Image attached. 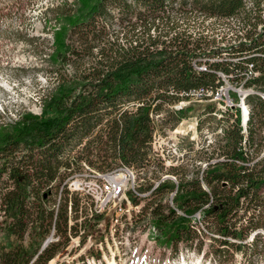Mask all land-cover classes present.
Here are the masks:
<instances>
[{
    "label": "trees",
    "instance_id": "trees-1",
    "mask_svg": "<svg viewBox=\"0 0 264 264\" xmlns=\"http://www.w3.org/2000/svg\"><path fill=\"white\" fill-rule=\"evenodd\" d=\"M77 1L57 7L48 56L55 86L42 113L0 127V234L8 237L0 238V264H49L72 237L103 240L95 233L106 213L78 223L82 194L64 184L82 162L101 171L153 162L149 185L127 194L134 205L146 195L143 211L164 241L198 251L192 220L200 211L215 232L210 261L222 264L235 251L251 261L264 231V0ZM218 25L230 31L221 43ZM251 66L260 73L248 83L258 92L247 96L246 133L234 121L206 153V168L188 178L171 167L178 182L161 180L165 168L151 158L152 104L214 85L220 72L239 82ZM136 101L144 105L121 112ZM169 192L174 207L163 203ZM52 234L57 240L42 248Z\"/></svg>",
    "mask_w": 264,
    "mask_h": 264
},
{
    "label": "rangeland",
    "instance_id": "rangeland-1",
    "mask_svg": "<svg viewBox=\"0 0 264 264\" xmlns=\"http://www.w3.org/2000/svg\"><path fill=\"white\" fill-rule=\"evenodd\" d=\"M64 5L77 8L78 1L0 0V127L10 128L23 114L42 113L44 99L55 86L51 72L54 68L48 56L52 52L53 32L60 25L55 16L57 7ZM217 27L216 31L220 34L217 39L220 41V37L230 31L222 25ZM213 106V102L209 100L196 101L180 114V117L185 119L193 116L202 117L197 136L192 139L191 133L184 135L179 143L184 155L174 159V162L179 161V166L175 167L177 171L183 172L188 178H192L207 167L204 166L208 161L206 153H210L219 145L216 142H209V135L216 130V119L205 114L206 111L213 109ZM168 116L172 122L178 118L170 111ZM185 125L186 123L180 128L186 131L188 128ZM160 165L163 164L160 162ZM152 170L150 166L145 169H131L133 176H130L127 188L132 190L131 187L138 189L139 185L143 187L149 185L153 177ZM123 172L119 168L116 169L109 176L110 180L117 183L115 177L122 175ZM69 176L70 174L65 180ZM167 179L175 182L170 177ZM173 195L171 192L166 193L162 199L163 203H170ZM139 196V205L120 200L121 209L118 206H111L106 210L104 219L99 223L95 233L96 237L102 235L103 240L96 241L88 237L81 243L79 236L72 237L69 244L63 247L49 264H214L210 261V245L215 232L208 228L200 211L192 220L194 228L200 235L201 242L197 246L199 250L189 249L183 242L172 249L164 241L165 236L161 235L160 231L153 230L155 224L150 210L143 211L146 195ZM81 198L83 211L79 212L78 223L91 216L93 208L91 197L81 195ZM176 210L179 214H184L182 210ZM69 213L74 214L71 213L70 206ZM74 222L70 219L69 223L71 225ZM79 230L82 231L81 228ZM0 238L3 241L8 239L4 234H0ZM49 238L50 241L57 240L54 234ZM248 241H252V238ZM254 252L250 261V257L235 251L232 256L224 258L222 264H264V231Z\"/></svg>",
    "mask_w": 264,
    "mask_h": 264
},
{
    "label": "built area",
    "instance_id": "built-area-1",
    "mask_svg": "<svg viewBox=\"0 0 264 264\" xmlns=\"http://www.w3.org/2000/svg\"><path fill=\"white\" fill-rule=\"evenodd\" d=\"M249 6L252 2H248ZM264 16V11L262 12ZM262 25L259 26V30ZM259 71L254 70L253 66L249 68L247 75L243 80L237 82L233 81L227 74L220 72V79L215 82L214 85H208L189 91L179 92L180 99L175 102H163L161 106L157 107L155 104L149 109V115L152 121V138L150 141L151 158L157 159L164 166L165 171L161 174V179L172 178L177 183L178 178L176 175L167 174V169L171 167H178L179 161L175 158H179L184 155L179 143L184 135L191 133V138L194 139L197 136L198 126L202 122V117L193 116L188 119L180 117L181 112L188 107L191 103L196 101L209 100L213 102V109L206 111L205 115L213 116L216 119V130L209 135V142L215 143L226 138L227 131L234 121H238L242 127V132L246 133L247 121L250 113V106L247 103V96L257 93L256 85L249 86V82L259 75ZM239 86V87H238ZM238 87V88H237ZM237 94H235V93ZM171 94H174L170 91ZM176 93V92H175ZM177 94V93H176ZM231 94L234 96L232 97ZM143 101L132 102L129 105L121 109L136 111L138 107L143 106ZM168 111L177 120L172 122L168 116ZM188 129L185 131L184 126ZM212 135H215L212 137ZM182 141V140H181ZM216 160H212L210 163H214ZM208 162L204 163L207 166ZM150 167L153 169L154 164L151 162ZM133 167H120L119 170L124 171L123 175H128V180L124 183L117 184L115 180H110L109 176L114 173L112 171H101L82 162V167L79 171H74L65 180L64 184H67L68 188L72 192H79L82 195L91 197L93 201V208L91 212L98 213L106 211L111 206L121 209V201L126 200L128 204H132L127 196V184L131 180L130 176H133ZM118 170V168H117ZM65 171V168H62ZM71 171V168L68 169ZM159 181L156 182L157 186ZM134 193L138 194L135 187H131ZM174 193L175 192H171ZM174 196V195H173ZM173 196L170 203L174 207ZM118 200V201H117ZM153 230L157 232V228L153 227Z\"/></svg>",
    "mask_w": 264,
    "mask_h": 264
},
{
    "label": "bare ground",
    "instance_id": "bare-ground-1",
    "mask_svg": "<svg viewBox=\"0 0 264 264\" xmlns=\"http://www.w3.org/2000/svg\"><path fill=\"white\" fill-rule=\"evenodd\" d=\"M128 175H120V176H118V177H115L116 178V181H117V184H121V183H124L125 181H127L128 180Z\"/></svg>",
    "mask_w": 264,
    "mask_h": 264
},
{
    "label": "water",
    "instance_id": "water-1",
    "mask_svg": "<svg viewBox=\"0 0 264 264\" xmlns=\"http://www.w3.org/2000/svg\"><path fill=\"white\" fill-rule=\"evenodd\" d=\"M50 239H51V238H49V239L44 243V245H43L42 248H44V247L49 243Z\"/></svg>",
    "mask_w": 264,
    "mask_h": 264
}]
</instances>
